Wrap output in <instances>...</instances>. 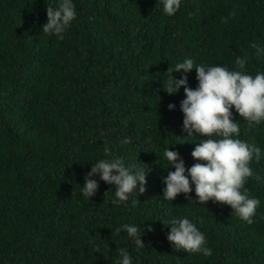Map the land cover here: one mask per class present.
Wrapping results in <instances>:
<instances>
[{
  "label": "trees",
  "instance_id": "16d2710c",
  "mask_svg": "<svg viewBox=\"0 0 264 264\" xmlns=\"http://www.w3.org/2000/svg\"><path fill=\"white\" fill-rule=\"evenodd\" d=\"M60 2L0 0V264H118L121 248L132 264H264V121L249 126L231 109L240 127L233 138L261 149L245 184L260 202L252 224L229 205L197 203L194 186L189 201L163 196L175 170L165 150L178 151L188 168L204 163L191 156L197 144L221 138L183 130L184 88L164 90L168 68L193 59L184 74L192 89L195 66L241 71L236 58L247 55L243 71L264 73V55L250 47L264 49V0H181L171 16L163 0H72L76 18L63 40L42 31L47 5ZM116 159L146 171V190L113 204L115 186L96 174L97 191L85 200L92 164ZM185 217L211 256L167 240L162 222ZM125 224L139 227L145 247Z\"/></svg>",
  "mask_w": 264,
  "mask_h": 264
},
{
  "label": "clouds",
  "instance_id": "9594fccd",
  "mask_svg": "<svg viewBox=\"0 0 264 264\" xmlns=\"http://www.w3.org/2000/svg\"><path fill=\"white\" fill-rule=\"evenodd\" d=\"M181 0H163V11L171 16L180 8ZM199 6H197V12ZM195 13L189 12V16ZM235 12L229 16H235ZM47 21L42 26L44 34H54L63 40V33L76 18L75 5L72 0H61L57 7L47 5ZM228 18H222V23H227ZM250 47L255 49L254 55H264V49L256 43ZM248 62V56L236 58V66L241 71H229L223 66H210L207 69L200 65L195 66L198 85L195 89L188 87L187 76L194 67L193 59H185L167 70L169 79L164 90L168 94L179 91L183 86L185 98L180 102V108L184 114L183 130L188 136L193 132L203 137L218 136L220 139H204L196 145L191 152L194 160L204 163H194L186 168L184 160L178 151L166 149L164 157L174 171H169L164 177L166 185L163 196L172 201L180 193L185 195L186 200H192L188 194L194 191L196 202L204 205L212 200L231 207L243 222L252 224L259 200L249 198L248 189L245 187L246 180L253 176V170L249 166L255 159L261 160V149L255 142L251 144L238 138L240 127L234 122L231 109L249 123V126L264 121V73H257L254 77L246 74L243 70ZM180 72L181 78L175 79L172 72ZM168 109H174L175 105L169 103ZM125 138L121 143H129ZM134 169V171H133ZM187 173V174H186ZM99 174L106 184L115 186L113 204H120L129 199V195L135 190L143 193L145 189L146 171L136 168L133 164L126 167L121 159L100 160L91 166V170L85 174V183L82 194L85 200H89L98 188L97 181L90 177ZM257 180L260 178L257 176ZM243 189V193L241 191ZM138 194V193H137ZM138 201V200H137ZM134 201L133 203L137 202ZM169 228L167 240L174 249H183L187 253H200L205 257L212 255V249L204 246L206 238L188 218H171L162 222ZM129 237L134 240L137 248L145 247L141 240L142 232L138 226L122 225ZM121 229L117 228L119 233ZM152 229L149 227V231ZM99 252V246H95ZM122 258L118 264H132V257L124 249H119Z\"/></svg>",
  "mask_w": 264,
  "mask_h": 264
}]
</instances>
